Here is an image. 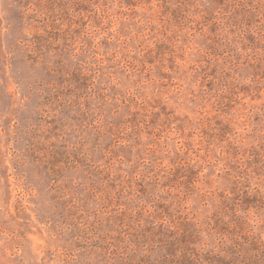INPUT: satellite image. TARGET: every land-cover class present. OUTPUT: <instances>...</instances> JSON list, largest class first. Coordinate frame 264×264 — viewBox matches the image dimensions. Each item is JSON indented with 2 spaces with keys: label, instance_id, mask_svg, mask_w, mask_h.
Listing matches in <instances>:
<instances>
[{
  "label": "rangeland",
  "instance_id": "rangeland-1",
  "mask_svg": "<svg viewBox=\"0 0 264 264\" xmlns=\"http://www.w3.org/2000/svg\"><path fill=\"white\" fill-rule=\"evenodd\" d=\"M0 264H264V0H0Z\"/></svg>",
  "mask_w": 264,
  "mask_h": 264
},
{
  "label": "trees",
  "instance_id": "trees-1",
  "mask_svg": "<svg viewBox=\"0 0 264 264\" xmlns=\"http://www.w3.org/2000/svg\"><path fill=\"white\" fill-rule=\"evenodd\" d=\"M183 257L189 259V256L187 254H185Z\"/></svg>",
  "mask_w": 264,
  "mask_h": 264
}]
</instances>
